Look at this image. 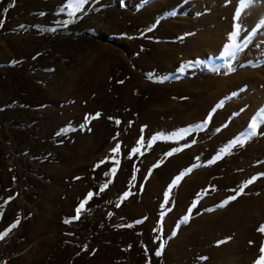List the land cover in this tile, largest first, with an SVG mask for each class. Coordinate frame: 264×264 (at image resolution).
<instances>
[{"label": "rangeland", "instance_id": "rangeland-1", "mask_svg": "<svg viewBox=\"0 0 264 264\" xmlns=\"http://www.w3.org/2000/svg\"><path fill=\"white\" fill-rule=\"evenodd\" d=\"M66 3L0 0V233L20 220L0 240V264H87L104 262L105 257L110 264H256L264 244V234L258 231L264 226V135L210 161L264 111V0H254L242 15L238 42L247 40V46L235 60L223 52L239 0H152L146 5L143 0H89L75 22L63 26L61 21L72 19L61 12ZM173 10L177 15L169 17ZM153 25L154 30L147 31ZM50 28L56 31H44ZM158 53L165 57L153 72L152 57ZM96 60L108 70V79L101 92L93 85L83 107L67 82ZM190 61L193 65L181 72ZM229 63L235 71L228 72ZM153 94H164L177 110L175 116L183 118L180 130L166 138L181 150L159 163L175 154H188L197 162L172 189L168 205H163L164 193L172 181L155 195L159 163L146 143L143 155L121 148L118 138L86 155L80 147L95 140L86 116L108 114L117 101L139 98L145 106ZM221 101L223 106L217 107ZM74 110L85 116L69 117ZM209 113L212 119L201 130L197 126ZM186 129L194 131L177 135ZM259 131L264 133V125ZM117 144L115 159L122 176L114 190L102 193L101 161L114 167L111 150ZM78 153L82 156L75 159ZM192 173H205L204 186L181 202L177 190L186 179H193L187 184L195 183ZM253 177L239 200L217 207ZM89 192L95 195L80 219L66 224ZM125 192L131 194L122 200ZM194 201L198 203L189 222L177 228ZM161 212L166 213L162 221ZM215 214L227 218L224 228L216 222L212 232H198V221ZM240 217L245 220L237 229ZM241 230L245 237L238 238ZM173 231L176 235L167 239ZM158 237L167 239L159 257ZM235 240L240 247L231 245ZM133 249L141 252L136 261ZM34 251L39 253L31 255Z\"/></svg>", "mask_w": 264, "mask_h": 264}, {"label": "bare ground", "instance_id": "bare-ground-1", "mask_svg": "<svg viewBox=\"0 0 264 264\" xmlns=\"http://www.w3.org/2000/svg\"><path fill=\"white\" fill-rule=\"evenodd\" d=\"M165 55H167V54H165ZM164 57L165 56L163 54H159V53L152 57V58H154L153 63L156 64L155 66L153 65V67H154L152 69L153 72L159 70L157 63L159 62L160 59H164ZM159 64H161V63H159ZM108 75H109V72H108V70L105 69V66L102 65L99 60H96L83 75H81L77 79L70 80L69 82H67V85L70 86V88L72 90V94L75 95V97L79 100V103L84 107L85 104L88 102V100L91 97L92 90L95 88V87H93V85H97L98 86L97 90L99 92H101L103 90L102 86L106 83V81L108 79ZM87 79L90 81L89 83H87ZM80 86H83L84 88H81ZM140 92H141V89H139V91L137 92V95H139ZM131 101L128 103L117 101L115 109L112 112H110L108 114H105V112L104 113L99 112L100 116H99V120L97 123H95V122H92V123L87 122L86 123V124L91 126L90 127L91 128L90 137L93 134V136H95V140L91 139V141H88L87 143L83 142V144L80 145V147H82L81 151H82V153H84L82 155H86V153L87 154L90 153L93 148L102 149L103 147H105L107 145L109 140L112 138H115V139L118 138L117 142L119 144H121V148H124V150L126 148L133 149L134 147L137 146V142L141 138V136H143L146 144H147V142L152 141L153 137L157 138L152 143V147L148 148V150H150L151 155L152 154L154 155L153 161H155L156 164L159 163V161L162 158L168 157V156H166V153L173 152L175 150V148L172 147L171 143H169L166 140V138L171 136L172 134L176 133L178 130H180V127L182 126L180 119L182 120L183 118H181L182 117L181 115H180L181 117L175 116V114L177 113L176 112L177 110L173 107V105H170L168 103L169 102L168 98L164 97V94H163V96H161L160 94L159 95H156V94L149 95L147 98V102H146L145 106H143V104L140 103L139 98L134 99L132 102ZM154 109H157V110H154ZM160 109L161 110L164 109V111L161 112ZM80 112H79V110H74L73 113H71V115H68V116L69 117L70 116H72V117L73 116L84 117L85 115L80 113ZM117 120L120 121L119 124H116ZM82 125H83V123H82ZM79 155H80V153L76 154L74 156V158L75 159L81 158L82 155H80V157H79ZM187 156H188V154H181V155L175 154L171 158H166L163 162L159 163V167L156 168V178L154 180V182H155L154 184L157 187V189H154L155 195L158 194L160 189H162L163 187H167V185L171 181H173V179L175 177L180 175L182 172H185L189 168H191L193 170V168L195 167L197 162L196 161H194V162L190 161ZM75 159L71 160V161H73L71 163H74L76 161ZM102 161H104V160H102ZM101 166H103V167H102L101 172L99 173V181H102V184H101V186H102L109 179H111V183L108 184V188L105 190L106 193H109L111 190L115 189V187L118 183V179L120 176V172H119L120 169L117 170V172L115 173V176L112 177L111 175L106 176L105 173H110V170L113 168V166L111 164L107 165L105 161H104V163H101ZM121 174H122V168H121ZM192 174L194 175V173H192ZM204 174L205 173L195 174L193 176L194 180H196L194 184H187L186 183L187 181H192L193 179H186L180 185L179 189L177 190V199L180 200L181 202H185L189 199V197L191 196V194L193 192L202 188L204 186V181L202 180V176ZM239 199L240 198H237L235 201H237ZM235 201H234V203H235ZM63 206H64V204H63ZM231 212H233V211H231ZM60 213H62V212H60ZM63 213H65V212L63 211ZM115 214L117 215L118 213L115 212ZM224 216H225L224 214H221V215L215 214V215H209L205 219H201L200 221H198V222L202 221L201 224L197 226L198 232L199 231H201V232H203V231L204 232H212L213 224H215L216 222H218L217 224H219L222 228H224L226 221H227V218L225 219ZM240 218L241 219L237 222V226H236L237 229H240L239 225L241 224V220H245V219H242V217H240ZM242 223H243V221H242ZM244 226H246V225H244ZM233 227H235V226H233ZM81 229H82V227H81ZM216 229L217 228H215L214 230H216ZM236 235H238V238L245 237L242 230L240 232H238ZM179 237H180V235H179ZM207 237H209V236H207ZM111 239L114 240L113 236H111ZM126 240H129V239L127 238ZM231 245L240 247L241 246L240 240H239V242L236 241V243H232ZM177 248H179V247L177 246ZM180 251H181V249H180ZM208 251H209V249H208ZM36 253H39V252L34 251L31 255H35ZM112 253H113V251H112ZM118 253H119V251H118ZM56 255H57V253H55V256ZM136 256H141V252L133 249V251H132L133 261H136V258H135ZM98 257L101 258L100 255H98ZM103 260H104V262H100V261L98 263L88 262L87 264H110L108 258L105 257V258H103ZM59 261L61 262V259L56 258L55 262H59ZM61 263H63V262H61ZM168 263H169V260H168ZM79 264H82V263L79 262ZM112 264H115V263L112 262Z\"/></svg>", "mask_w": 264, "mask_h": 264}, {"label": "snow or ice", "instance_id": "snow-or-ice-1", "mask_svg": "<svg viewBox=\"0 0 264 264\" xmlns=\"http://www.w3.org/2000/svg\"><path fill=\"white\" fill-rule=\"evenodd\" d=\"M96 2L98 3L99 0H96ZM144 4H148L150 2H152V0H143ZM89 3V0H67V3L65 4V6L61 9V12H66L67 16L72 18L70 20H65V21H61L60 23L63 26H67L69 23H73L75 22V18L77 17V14L80 12L84 11V6L86 4ZM254 3V0H239V5L235 10L234 13V25H233V31L229 34L228 36V40L229 43H227L224 46V52L223 55L225 58L229 59V60H235L239 53L242 52L244 50V48L247 46V40L243 41V42H238V38L241 35V31H242V26H241V19H242V15L246 12V10ZM122 7H124L125 5L122 3L121 4ZM41 15H43V13H41ZM177 12L175 10H173L172 12H170L168 14L169 17L172 16H176ZM3 21L0 20V26H2ZM159 23V21L157 22ZM155 25L149 27L147 29V31H153L154 30ZM44 31H51L54 32L56 31L55 28H50V29H45ZM196 64H199V62H195ZM193 65V62H188V64L181 66V72H183L184 68L187 67H191ZM253 67H256L257 65H252ZM228 68V72H232L235 71V68L232 67L231 63H229L227 65ZM225 74H228L227 72ZM149 79H152V77H149ZM158 82H163L162 80L158 81ZM122 83V82H121ZM238 95V93H233L232 96H236ZM228 99H231V97H229ZM223 101L220 102V104L217 105V107H222L223 106ZM215 111V109H213V112ZM243 111V109L241 110ZM212 115L213 113H209V116L206 118V120L204 122H202L201 125H198L197 127H199L201 130L203 129L204 126H206L212 119ZM100 114L97 113L95 116L89 118V117H85V121L86 122H90V119H96L99 118ZM120 121L117 120L116 124H119ZM264 125V111H261L259 113H257L256 116H254L250 123L247 126L246 131L241 135L236 137L235 139H233L226 147H224L223 149H221L220 153H218V155L213 159V161H210V163H214L216 160L222 159L224 155L230 154L231 149L236 147V146H240L243 147L245 145V143L252 139L253 137H256L257 135H264V133L260 132V126ZM226 126V125H225ZM83 127V126H82ZM65 132L67 131V129L64 130ZM194 131V129H186V130H181L180 132L177 133L178 136L183 137L185 134H191V132ZM219 131V129L217 130ZM156 137L152 138V141L147 142L146 147L151 148L152 147V143L156 140ZM195 141H193L194 143ZM145 146V140L143 138V136H141V138L138 140L137 142V146L134 147L132 149V155H135L137 153L143 155V152L141 151L142 147ZM190 146V145H188ZM181 149H176L175 151H180ZM112 163L114 164V167L110 170V173H105L106 176L111 175L112 177L115 176V173L118 170V166L120 161L118 159H115V156L117 154H119L120 152V145L117 144L112 150ZM173 153L172 152H168L166 153V156H171ZM131 158V156L129 157ZM101 163H104V161H101ZM100 165L98 164L97 167H99ZM199 166V165H198ZM155 167H159V164L155 165ZM192 169L189 168L187 169L185 172H182L180 175H178L177 177H175L172 181V183L169 185L168 189L165 191L164 193V201H163V205H168L169 204V200H170V193L172 192V189L174 187H176L179 182L183 179V177L188 174L189 172H191ZM79 179V178H77ZM132 179H135V175H133ZM256 177H253L252 179L246 181L244 184H242L238 190L236 191V195H233L232 197H230L228 200L223 201L220 205H218L217 207L223 208L225 207L229 202L234 201L237 199V197L239 195H243L245 189L252 184L255 181ZM111 183V179H109L106 183H104L99 191L103 192L108 188V184ZM131 193L129 192H125L122 196V200L123 199H127L128 196ZM95 194L93 192H89L87 193V196L81 201V203L76 207L75 209V216L72 219H66L64 222L67 223H71L72 220H79L82 211L85 210V206L89 203V201H91L93 199V196ZM11 199H14V197L9 198V201H6L5 203L10 202ZM198 201H194L193 204L190 206V208L188 209V213L182 217L181 221L177 224V228H179L180 224H186L189 222L191 214H192V210L194 208H196ZM162 205V207H163ZM117 207L120 206V204L118 203L116 205ZM4 206L0 205V209H2ZM214 210V209H211ZM210 210V211H211ZM168 211H171V208L168 209ZM166 213L161 212V221L163 220V217ZM0 215H2V212H0ZM142 221H137L136 223H141ZM20 223L19 218H17V220L9 226L8 229H6L4 232L0 233V240L5 239L9 233L15 229ZM127 227L131 228L133 227V225L129 224L127 225ZM258 231L261 234H264V226H261ZM176 235V231L172 232V235L170 237H168L167 239H171L172 237H174ZM167 239L163 238V237H158L159 240V247L155 252L156 256H161L164 248L166 246L167 243ZM230 239V238H229ZM227 241H218L217 244H223L226 243ZM253 242L249 241V244L251 245ZM259 259L256 261V264H264V244H262L259 247ZM202 259H207L206 257H203Z\"/></svg>", "mask_w": 264, "mask_h": 264}]
</instances>
